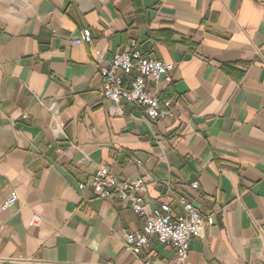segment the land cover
<instances>
[{
    "label": "crops",
    "instance_id": "obj_1",
    "mask_svg": "<svg viewBox=\"0 0 264 264\" xmlns=\"http://www.w3.org/2000/svg\"><path fill=\"white\" fill-rule=\"evenodd\" d=\"M132 41L174 65L154 83L171 116L104 98L102 67ZM99 166L143 177L150 211L186 197L213 216L188 264H264V0H0L3 264L175 260L156 237L127 250L145 218L95 196Z\"/></svg>",
    "mask_w": 264,
    "mask_h": 264
},
{
    "label": "built area",
    "instance_id": "obj_2",
    "mask_svg": "<svg viewBox=\"0 0 264 264\" xmlns=\"http://www.w3.org/2000/svg\"><path fill=\"white\" fill-rule=\"evenodd\" d=\"M92 31L89 28L80 29L74 44L92 43ZM173 64L151 56H144L137 48V42L132 41L123 53L116 54L108 67H102V94L106 100L115 105L122 102L135 104L143 110L150 121L171 116V109L162 105L161 98L154 88L163 73L171 70ZM26 116V115H25ZM95 196L110 198L116 196L130 202L134 211L145 218L144 232H129L124 243L134 256L138 257L148 243L150 237L173 249L176 257L171 264H188L190 240L203 236L208 225L214 223L211 215L203 216L194 203L186 197L178 201L183 211L173 215L169 203L150 211L145 203L148 184L143 177L119 179L107 166H99L90 181ZM82 187L85 185L82 184ZM196 188L198 185L193 183ZM18 200L13 193L3 204L7 210ZM40 215L31 220L32 225H39ZM0 264L3 260L0 259ZM139 264H153L150 259H141Z\"/></svg>",
    "mask_w": 264,
    "mask_h": 264
}]
</instances>
